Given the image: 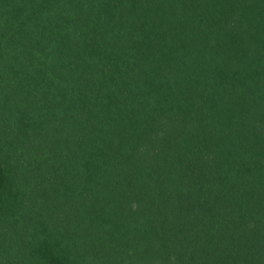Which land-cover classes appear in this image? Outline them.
I'll return each instance as SVG.
<instances>
[{
  "label": "trees",
  "instance_id": "obj_1",
  "mask_svg": "<svg viewBox=\"0 0 264 264\" xmlns=\"http://www.w3.org/2000/svg\"><path fill=\"white\" fill-rule=\"evenodd\" d=\"M0 264H264V0H0Z\"/></svg>",
  "mask_w": 264,
  "mask_h": 264
}]
</instances>
